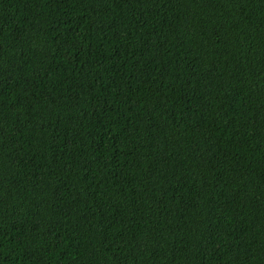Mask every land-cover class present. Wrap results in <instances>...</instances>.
Wrapping results in <instances>:
<instances>
[{
  "label": "trees",
  "instance_id": "1",
  "mask_svg": "<svg viewBox=\"0 0 264 264\" xmlns=\"http://www.w3.org/2000/svg\"><path fill=\"white\" fill-rule=\"evenodd\" d=\"M0 264H264V0H0Z\"/></svg>",
  "mask_w": 264,
  "mask_h": 264
}]
</instances>
